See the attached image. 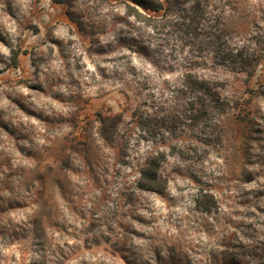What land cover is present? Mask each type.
<instances>
[{
	"label": "clouds",
	"instance_id": "1",
	"mask_svg": "<svg viewBox=\"0 0 264 264\" xmlns=\"http://www.w3.org/2000/svg\"><path fill=\"white\" fill-rule=\"evenodd\" d=\"M262 81L264 0H0V264H264Z\"/></svg>",
	"mask_w": 264,
	"mask_h": 264
},
{
	"label": "rangeland",
	"instance_id": "2",
	"mask_svg": "<svg viewBox=\"0 0 264 264\" xmlns=\"http://www.w3.org/2000/svg\"><path fill=\"white\" fill-rule=\"evenodd\" d=\"M197 2L199 4H201V9L203 10V8L206 6L207 0H197ZM167 10L170 11L171 9L169 8ZM36 31L38 32L39 29L37 28ZM24 55L27 56L28 53L25 52ZM14 63L16 65V67H19L20 63H21L20 58L18 57L17 60ZM249 79H250V82H251V75H250ZM260 87L262 89H264V81L260 82ZM216 93H217V96H219V94H220L219 90H217ZM250 104H251L250 100L245 101L243 104H239V107L242 109V111L240 113V118L233 119L232 122H231L232 126L238 131L240 138L243 141H245V142H247V140H248L250 135H252L253 138H255L256 134L264 135V130H259L258 129L257 133H252L251 130L249 129L250 121H249V119L244 117V112L248 111ZM81 107H82V115L84 116V118L86 120L91 121L92 119L95 118V114L92 113L89 110V105L88 104H83ZM192 114L194 115L195 112L193 111ZM249 115H250V113H249ZM102 119L104 120L105 125L107 126L109 124V122L113 119V117L107 116V117H102ZM117 119H122V117H117ZM76 130H77L76 133H75L76 139H74L72 141V144L76 145L78 147H84L86 145V139H85L84 135L80 131V124L76 125ZM248 147L250 149L251 145H249ZM71 151H72L71 147H66L64 149V153H61V155L63 156L64 154H66L68 152H71ZM89 151H90V154H91V150H89ZM243 151H244V146L242 144L241 145L240 155H243ZM68 159L70 160L71 158L68 157ZM259 159L261 160V162H264V156H260ZM250 179H255V176H252L250 174ZM262 195H264V193H262ZM213 198L215 200V197H213ZM9 210H15V209H10V208H5L3 206H0V212L9 211ZM261 211H264V210H261ZM177 255L180 256L181 258H183V257H187L188 254L183 252V250L181 249L177 253ZM211 255H212L214 264H243V261L237 256L235 251H227V252H224V253H221V254L212 253ZM261 259H264V257H261ZM157 264H168V262L165 261L163 256H159Z\"/></svg>",
	"mask_w": 264,
	"mask_h": 264
},
{
	"label": "trees",
	"instance_id": "3",
	"mask_svg": "<svg viewBox=\"0 0 264 264\" xmlns=\"http://www.w3.org/2000/svg\"><path fill=\"white\" fill-rule=\"evenodd\" d=\"M163 9V6H159V7H154V8H149L147 6H145V10L146 11H151V12H156L157 14ZM217 95V93H216ZM195 112V114L193 116H196L197 119H199L200 115H206L207 113H203V114H199L197 113V105L193 104L192 105V112ZM158 161H152V164L155 165L157 164ZM155 179V177L151 174V173H145V182H144V186L148 187L151 185V182ZM208 199L212 200L213 202L215 201L213 197H208Z\"/></svg>",
	"mask_w": 264,
	"mask_h": 264
}]
</instances>
